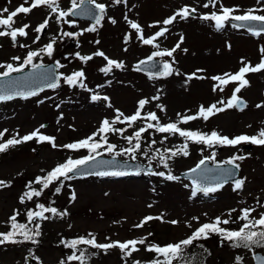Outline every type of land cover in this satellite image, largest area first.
Masks as SVG:
<instances>
[{
    "label": "rangeland",
    "instance_id": "1",
    "mask_svg": "<svg viewBox=\"0 0 264 264\" xmlns=\"http://www.w3.org/2000/svg\"><path fill=\"white\" fill-rule=\"evenodd\" d=\"M98 2L104 3L107 7L105 18L101 25L97 26L96 32H83L76 38H61L62 31L82 32L95 22L68 17L67 19L75 20V26H69L58 24L53 15L40 40L33 43L37 35L34 32L35 27L49 14L46 7H40L27 16L20 14L16 18L15 27H20L24 23L30 25L27 29L29 35L18 38L19 44H26L27 48L18 45L13 47L10 38L0 37V64H16L18 62L13 61L12 57L19 56L22 61L27 51L38 50L52 37H57L53 56L49 58L44 55L35 62L59 61L63 66L58 72L64 75L83 70L85 72L83 82L90 90L78 85L69 86L61 80L60 86L55 90L45 88L35 97L28 99L16 97L10 101L0 102V131L8 130L0 142L11 138L17 132L23 136L44 124L46 127L41 129V132L55 137L58 145L72 143L96 132L103 119L112 120L116 115V109L125 115H132L138 101L145 98L149 103L142 115L151 111L157 114L161 123L175 122L178 120V113L194 115L201 105L207 107L222 98L226 101L230 97L235 84L227 86L224 92H213V85L218 82L213 81L211 77L235 73L242 66V58L253 66L260 60L264 34L253 36L244 28H233L231 23L217 31L214 22L199 18L212 11H219V5L215 8L211 5L208 8L203 7L208 0H126L120 4L113 3V0ZM220 2L226 7L238 9L234 13L236 15H241L249 9H264V3H258L257 0ZM23 3L24 0H0V10L8 8L11 11ZM59 3L66 10L70 7L71 0H59ZM185 6L195 8L196 12L188 19L177 17L172 25L167 26L169 31L165 36L156 41L161 50L171 49L180 41L181 36L184 37L181 47L173 57H156L169 63L174 59L173 74L168 77L150 78L149 72L136 70L133 66L136 61L148 57L158 49L144 45L136 38L135 31L124 19L125 15L129 20L142 26L143 34L147 38L160 27H164L162 24L164 19ZM255 14L264 15V11H257ZM109 18L115 19L116 23H111ZM156 22L161 23L156 27H149ZM126 35L131 37L127 43L124 39ZM184 49H187V52ZM97 50L103 51L110 59L123 62L124 67L113 68L105 75L99 71L106 65L102 57H93L91 61L84 63L75 56L77 52L81 55H91ZM197 69L204 70L197 75L205 78L187 80V77ZM246 78L250 81V86L238 94L247 103L243 111L229 109L212 116L208 121L197 119L179 126L204 133L215 130L229 138L242 134L255 135L264 128V107H256L257 104H264V72L250 73ZM93 94L107 96L109 100L93 101L91 99ZM155 96H159V99L153 100L152 97ZM158 104L163 106L164 111L157 107ZM144 123L140 120L130 128L127 124H117L115 127L126 128L124 135H132L138 127L144 126ZM150 133L154 138L151 139ZM165 135L167 134L148 130L142 137V149L148 147L149 139L155 140V149L161 150L184 143L182 137L174 135L169 136L164 144H161L160 141ZM107 138L108 142H115L119 148L128 147L127 142L119 134L109 133ZM150 151L152 148L149 155ZM188 151L187 157L181 155L169 160L168 169L157 166V161L152 163L154 171H162L166 175L170 171L172 175L179 177L178 180L170 181L166 176L148 175L145 172L118 177L77 176L65 181L59 194H55V187L59 184L57 182L46 189L41 197L25 204L19 202V196L26 190L25 185L29 180L33 181L36 176L46 174L70 156L79 158L87 155L86 150L74 152L63 148L54 149L48 143L37 144L35 141H29L0 153V180L11 182L10 187L0 188V232L9 230L8 218L14 210L20 212L18 221L26 218L25 207L23 208L25 205L35 207L36 202L46 206L51 204L58 210H67L69 213L63 218L56 216L40 222L41 235L36 244L0 246V264H60L61 260L71 254V249L65 248L61 240L87 236L88 233L95 234L99 243L139 239L147 236L149 232L152 235L148 237L146 245L176 243L203 223L210 222L216 217L228 218L231 209L237 210L232 213L233 218L240 215L241 208L246 207L255 208L256 212L252 215L257 218L260 212H264V208L257 203L259 199L260 203L264 204V146L242 143L234 147L214 146L209 149L189 142ZM213 151L218 162L233 155L245 156L243 161H236L240 165L238 178L245 179V185L242 190L233 191V182L229 181L216 193L209 196L197 193L193 197L192 185L188 178L180 175V171L193 167L203 156H209ZM137 158L148 163V160L139 153ZM39 187L37 185L35 188ZM73 192L76 195L74 201L70 199ZM52 201L55 203L52 204ZM161 215L162 221L154 219L143 228L133 227L145 216ZM193 217H198L199 220H194ZM171 220H177L179 223L172 225L169 223ZM240 223L237 221L222 226L236 229ZM210 237L211 254L205 264H234L237 255L244 258V264L253 263L252 252L243 248H232L228 242L221 244L217 235ZM146 245H138L141 250L125 259H122L119 249H111L105 253L102 250L88 248L89 252L96 253L90 257L88 264H132L133 261L145 264L150 258H156L155 253L144 250ZM30 248H34V251H29ZM256 250L264 252V248ZM33 256L38 259H33Z\"/></svg>",
    "mask_w": 264,
    "mask_h": 264
},
{
    "label": "snow or ice",
    "instance_id": "2",
    "mask_svg": "<svg viewBox=\"0 0 264 264\" xmlns=\"http://www.w3.org/2000/svg\"><path fill=\"white\" fill-rule=\"evenodd\" d=\"M126 0H113V3L120 4ZM258 3H264V0H257ZM27 5V6H25ZM213 8L219 5V11H212L204 14L199 18L204 21L214 22V27L217 31L223 29L227 23H231L233 28H245L253 36H261L264 34V15H257L255 12L264 11V9H249L241 15L234 14L238 9L224 6L220 0H208L203 7ZM46 7L49 10L48 16L45 17L43 22L39 23L34 32L37 34L33 43L40 40L41 34L49 26L50 19L54 15L58 24H68L69 26H75L74 19H67L68 17H84L93 20L95 23L82 30V32L62 31L60 33L61 38H76L82 35L83 32H96L97 26L101 25V21L105 18L106 5L98 2V0H71L70 7L66 10L63 9L59 3V0H24V3L17 6L14 10L9 11L8 8L0 10V37L10 38L13 47L17 45L19 47L27 48L26 44H19V37H27L29 35L27 29L30 25L27 23L22 24L20 27H15L16 18L20 14L27 16L34 9ZM196 12L195 8H189L187 6L179 9L172 16L164 19L162 24L164 27H160L153 35L147 38L143 34L142 26L132 20L128 19L125 15L124 19L127 21L129 27L135 31L136 38L140 40L144 45H151L158 49L153 51L146 60H141L136 66V70H141V66L153 61L156 57H173V54L181 47L184 37H180V41L171 49H160V45L156 43L158 38L164 37L169 31L168 25H172L177 17L180 19H188L192 14ZM4 13H7L5 16ZM110 22L115 24V19L109 18ZM161 22L149 25V27H156ZM129 35L125 36V42L130 39ZM57 42V37H52L51 40L40 47L38 50L27 51L26 56L21 61L19 56L12 57L13 61L18 63H5L0 64V102L10 101L16 97L22 99H28L30 97L37 96L40 92L47 89H57L60 86V81L63 80L69 86H79L87 89V85L84 84L85 72L83 70L74 71L69 75L63 73H57L56 69H59L63 65L59 61H56L55 68L46 66L43 63L35 62L37 58H42L44 55L51 58L54 52V45ZM99 43V41H96ZM79 47V43H77ZM230 47V45H229ZM187 52V49H184ZM260 60L256 65H252L250 62L241 60L242 66L235 73H224L222 75H216L211 77L215 83L213 85V92H224L225 88L230 84H235L232 89L230 97L225 101L223 98L215 103L205 107L201 105L194 115H181L177 114L178 120L175 122L161 123L159 117L155 112H147L142 115L145 106L149 103L148 99H140L138 101L137 108L132 115H125L119 109H116V115L112 120L107 118L103 119L96 132L87 136L86 138L78 141L58 145L56 138L46 135L41 132V129L46 125L41 124L38 128L34 129L30 133L20 136L17 132L11 138L0 142V153L7 152L10 148L26 143L29 141H35L37 144L48 143L54 149L63 148L70 151H79L85 149L88 155L73 158L68 157L63 163L57 164L50 171L42 176H36L33 181H29L25 188L26 190L19 196V202L25 204L28 201H33L34 198L42 196L46 189L50 186L59 184L55 187V194L61 192V188L64 186L65 181L72 180L79 176H126L130 174L139 175L143 169L137 165L134 172L123 170L121 165L116 161V158L122 155H127L131 160L137 159L139 153L148 160V169L145 174L157 175L165 177L167 180H178L179 177L174 176L169 171L167 175L165 172H156L152 169L153 161H157V166H163L165 169L169 168L168 161L177 157L189 155V142L197 145H203L209 149L214 146H237L242 143H250L253 145L264 146V128H261L255 135L248 136L242 134L229 138L228 136L221 135L219 132L213 130L210 133H204L198 130H190L181 128L179 125L188 124L191 121L202 119L208 121L212 116L225 112L229 109H237L243 111L247 107V103L238 95L241 91L250 86V81L246 78L250 73L264 72V47L260 48ZM75 56L82 62L87 63L91 61L93 57H102L106 61V65L99 69L100 72L108 75L113 68L121 69L124 67L123 62L110 59L103 51L97 50L91 55H81L79 52L75 53ZM172 63H175L173 59ZM172 63L164 61L159 66L156 63L149 64V68L157 69V71H150L149 77H168L173 74L174 69ZM25 69L29 71L25 72ZM204 71L203 69H197L196 72L190 74L187 80L191 79H204L205 77L197 75V73ZM13 73H24L21 77L12 78ZM176 74H179L176 72ZM8 78V79H5ZM90 91V90H89ZM91 99L97 101L100 99L109 100L107 96L101 97L98 94H93ZM153 100H158L159 96L152 97ZM43 101H41L42 103ZM111 107V104L108 105ZM57 107H59L57 105ZM161 111H164L162 105H157ZM257 108L264 107V104H257ZM143 120L144 126L138 127L132 135H124L126 128L115 127L117 124H127V126L133 127L137 122ZM155 122V123H152ZM154 130L157 133L167 134L160 143L168 139L169 136L178 135L184 139V143L174 146L173 148L165 147L163 150L157 148L149 155V150L152 145L156 143L152 140L146 149H142V137L148 130ZM7 129L0 131V140L7 133ZM114 133L119 134L127 142L128 147L119 148L118 146L108 142L107 134ZM98 137V139H97ZM102 150V151H101ZM203 151V150H201ZM108 153L111 156V160H99L97 157L102 156L103 153ZM245 156L233 155L232 157L218 162L216 160V153L213 151L209 156H203L202 159L196 164V166L189 170V173L185 175H191L192 183V196L195 197L197 193H203L204 196L216 193L218 190L224 187L225 183L229 181L233 182V191H240L245 185V179L236 178L240 165L236 161H243ZM96 162L97 170L93 171L88 166L90 163ZM211 162L212 166H209ZM111 165L112 170H99L100 166ZM224 165V167H222ZM44 171L43 169L41 170ZM33 184L39 185V188L33 187ZM11 186L10 181L0 180V188H8ZM187 187V185H186ZM70 199L74 201L76 195L73 192ZM52 204L55 201L51 202ZM257 203L261 208H264V204H261L259 199ZM152 205H149L151 207ZM236 209L229 210L228 218L222 219L216 217L212 221L203 223L197 227L191 235L185 239L176 243H168L166 245L147 244L148 237L152 235L151 232L147 236H143L139 239H129L126 241H110L107 243L97 242L95 234L88 233L87 236H79L71 240H61V244L65 248L71 249V254L66 259L61 260L60 264H70V262H78V264H88L91 256L96 255L95 252H89L88 248L102 250L107 253L111 249H119L122 253V259L131 257L133 253L140 251L138 245H146V251L155 253L156 258L148 261L147 264H193L192 259H189L186 250L194 244V242L201 239H208L211 235H217L220 237L221 244L228 242L232 248H243L252 252L253 259L256 264H264V255H259L255 252L257 248H264V212H260L258 218L252 214L256 212L255 208H241L240 215L233 218L232 213L236 212ZM50 213L51 215H46ZM20 215L19 210H14L13 214L8 218L9 230L6 232H0V246L6 244H22L25 242H31L36 244L39 241L36 239L41 235V223L42 221L52 219L59 216L63 218L69 213L67 210L60 211L56 207L46 206L43 203L36 202L35 210L28 208L26 210V223L18 222L17 217ZM163 220V216H145L138 224H135L134 228H143L149 221ZM194 220H199L198 217H193ZM237 221L241 222L239 227L231 229L224 227ZM172 225L179 223L177 220L169 221ZM224 225V226H222ZM191 227V225H188ZM71 227V225H69ZM107 239V238H106ZM81 245L85 247H80ZM162 257V259H161ZM27 257L25 260L27 261ZM33 259L38 257L33 256ZM132 264H141L140 261H133ZM234 264H244V258L237 255L234 258Z\"/></svg>",
    "mask_w": 264,
    "mask_h": 264
},
{
    "label": "water",
    "instance_id": "3",
    "mask_svg": "<svg viewBox=\"0 0 264 264\" xmlns=\"http://www.w3.org/2000/svg\"><path fill=\"white\" fill-rule=\"evenodd\" d=\"M77 19H88L91 23H94L93 20L89 19V18H84V17H75ZM147 58H143V59H140L138 60L137 62L134 63V68H136V66L138 65V63L141 61V60H146ZM164 61L158 59V58H154L153 61L149 62L148 64H145V65H142L141 66V70H144V71H147V72H150V71H157V69H151L149 68V64H152V63H156L158 66L160 64H162ZM38 63H43L44 65L46 66H50V67H53L55 68V63L54 61H47V62H38ZM29 71V69H25V72ZM57 71V69H56ZM58 73V71H57ZM24 73H13L12 74V78H16V77H21L23 76ZM5 79H8V78H5ZM111 160V156L110 155H103L100 156V157H97V161L99 160ZM116 161L119 165H121V167L123 168V170H126V171H129L130 173L131 172H134L137 168V165H139L143 170H146L148 169V164H146L145 162H143L142 160H139V159H136L135 161L129 159V158H121V157H117L116 158ZM196 166V165H195ZM195 166L189 168V169H186V170H182L180 171V175L183 176V177H186L190 180L191 182V175H185L186 173H189V170L194 168ZM209 166H212L211 165V162H209ZM91 170L95 171L97 170V165H96V162H92L90 163V165L88 166ZM222 167H224V165H222ZM152 169L154 170L153 166H152ZM99 170H112V166L111 165H104V166H100L99 167ZM238 173H239V170L238 172L236 173V178H238ZM131 175V174H130ZM79 176V175H78ZM256 253H258L259 255H264V252H261V251H257ZM253 264H256V261L253 259Z\"/></svg>",
    "mask_w": 264,
    "mask_h": 264
},
{
    "label": "trees",
    "instance_id": "4",
    "mask_svg": "<svg viewBox=\"0 0 264 264\" xmlns=\"http://www.w3.org/2000/svg\"><path fill=\"white\" fill-rule=\"evenodd\" d=\"M151 134V133H150ZM154 138V136L151 134V139ZM83 139V138H82ZM151 139H149V141L151 142ZM149 142V143H150ZM109 143H112V144H115L117 145L115 142H109ZM124 146H122L123 148ZM156 147H154V145H152V151H150V153H152L154 151ZM119 149V147H118ZM102 151V150H101ZM86 153L88 155V152L86 150ZM105 154H108L105 152ZM123 157H128L127 155H122ZM107 177H118V176H107ZM31 181V180H29ZM33 187H37V185H34L33 184ZM25 207V213H26V210L28 208H32L35 210V207H31L30 204L29 205H25L23 206V208ZM18 222H21V223H26L27 222V219L25 218L24 220L22 219L21 221H18ZM191 234H188L187 236H189ZM186 236V237H187ZM212 236V235H211ZM186 237H183L182 239H185ZM40 236L37 237L36 239L39 240ZM181 239V240H182ZM210 238L208 239H201V240H198L196 242H194V244L192 246H190L187 250H186V253H187V256L189 259H192L193 261V264H205L206 263V259L210 256L211 254V244H210ZM24 244H27V245H31L32 243L31 242H25ZM168 244L167 242H162L158 245H166ZM29 247V246H28ZM30 250H33L34 251V248H30ZM162 259V257H161ZM152 259L150 258L148 261H151ZM147 261V262H148ZM147 262L145 264H147ZM174 264H176V262H174Z\"/></svg>",
    "mask_w": 264,
    "mask_h": 264
},
{
    "label": "flooded vegetation",
    "instance_id": "5",
    "mask_svg": "<svg viewBox=\"0 0 264 264\" xmlns=\"http://www.w3.org/2000/svg\"><path fill=\"white\" fill-rule=\"evenodd\" d=\"M232 85H234V84H232ZM256 134V133H255ZM237 163V162H236Z\"/></svg>",
    "mask_w": 264,
    "mask_h": 264
}]
</instances>
